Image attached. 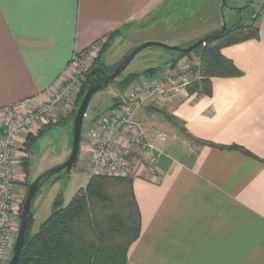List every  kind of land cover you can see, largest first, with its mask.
<instances>
[{"label": "crops", "instance_id": "crops-1", "mask_svg": "<svg viewBox=\"0 0 264 264\" xmlns=\"http://www.w3.org/2000/svg\"><path fill=\"white\" fill-rule=\"evenodd\" d=\"M190 1L0 0V114L14 108L23 116L46 105L74 74V56L93 58V64L103 43L110 40L111 47L126 29L151 36H142L143 44L187 48L217 33L224 21L230 26L239 16L247 20L251 11L261 12L258 40L222 50L240 77L213 79L211 96L190 92L189 85L163 106L172 121L159 109H138L144 127L163 132L167 141L157 142L160 180L148 179L144 167L137 166L133 193L141 231L126 264H264V0H227L223 17V0H202L198 8L207 10L195 30L206 26L210 31L175 34L174 24L188 14ZM245 6L252 10L239 14L234 9ZM63 118L65 126L72 121L67 113ZM95 123L83 129L80 153L90 154L86 132ZM70 132H63V159L57 164L70 155ZM38 133L33 128L22 135L14 160L28 158L30 164L28 148L37 138L30 142L28 136ZM210 144L239 146L259 159ZM15 167L21 198L29 173Z\"/></svg>", "mask_w": 264, "mask_h": 264}, {"label": "trees", "instance_id": "trees-1", "mask_svg": "<svg viewBox=\"0 0 264 264\" xmlns=\"http://www.w3.org/2000/svg\"><path fill=\"white\" fill-rule=\"evenodd\" d=\"M221 7L223 17L224 10L228 8L227 0L225 3L221 2ZM251 7L234 9L240 14L242 11H251ZM261 16V12L253 10L249 19L246 20L244 16H239L238 20L228 26L223 34L208 39L193 51L186 54L176 52L178 56L176 60L170 61L171 67H174L178 60L188 56H194L198 61L195 71L198 72L201 79L190 84L188 87L190 92L211 96L213 79L234 78L242 75L234 62L222 54V50L250 40H258ZM109 47L110 40L94 60L90 71L94 68H103L106 71L104 64H100V61ZM153 72L154 69L145 71L146 74ZM137 76L139 73L129 74L121 82V88L126 89ZM88 89L89 83L86 78L81 97L85 96ZM160 114L172 121V118L168 117L166 113L160 112ZM75 115L76 111L70 114L72 121L75 119ZM41 134L39 132L36 136H28L29 141L32 142L41 137ZM185 137L194 140L187 133ZM210 145L220 150H237L247 156L259 159L239 146ZM26 160L28 158L23 159L22 167L27 173L29 163ZM61 174L56 175L53 179ZM90 178L87 188L79 190L67 206L64 205L63 198L58 196L53 203L50 215L39 225L37 231H33L35 222V218H33L25 235L18 264L127 263L129 248L139 238L141 231V216L133 193V178L100 176ZM114 190L115 193L118 192L117 196L112 194ZM21 210L20 206V214Z\"/></svg>", "mask_w": 264, "mask_h": 264}, {"label": "built area", "instance_id": "built-area-1", "mask_svg": "<svg viewBox=\"0 0 264 264\" xmlns=\"http://www.w3.org/2000/svg\"><path fill=\"white\" fill-rule=\"evenodd\" d=\"M98 47L94 46L93 49L98 50ZM83 62L81 55L74 56L73 63L76 66ZM190 68L191 64L188 63L180 66L183 72ZM89 72V68L77 72L76 67L71 76L72 81L65 86L63 84L64 88L62 86L59 93H54L46 105L36 110L19 116L16 109L7 108L0 114V264H6L13 254L16 242L13 232L20 225L14 222L19 218L16 212L15 165L20 166L19 159L14 160V153L20 145V138L32 130L35 124L51 115L63 102H68L69 95L86 80ZM200 79L198 75L197 80ZM192 82L191 75L184 76L178 85L171 80V84H165L153 79L143 89L130 92L118 107L101 115L87 131L91 148L86 165L89 176L134 178L138 174L137 166H143L148 179L160 180L161 174L157 168L161 150L157 142H166L167 135L159 130L148 131L137 119V107L152 99L153 106L161 108Z\"/></svg>", "mask_w": 264, "mask_h": 264}, {"label": "rangeland", "instance_id": "rangeland-1", "mask_svg": "<svg viewBox=\"0 0 264 264\" xmlns=\"http://www.w3.org/2000/svg\"><path fill=\"white\" fill-rule=\"evenodd\" d=\"M200 1L202 0H193V1L191 0L190 2H187L188 9L190 10L188 11V14L184 13L183 16L184 19H182L181 22H177V24L175 22L174 24L175 34H179L180 32L182 33V31L184 32L185 30L190 29L192 31L190 32V35L193 34L195 35L200 31H202L204 27H206L203 26V28H199L198 30H195L200 25H202L201 22H204L203 13L205 10H207V9L198 8L200 7L199 6ZM205 13H209V12H205ZM205 30L206 31H204L203 34L210 31L209 28L207 27L205 28ZM147 35L148 34L144 32L142 35L138 36L136 32L133 31L132 29H126L122 32V34L118 35L115 42L110 47V50L103 56L102 60L100 61V64L101 63L104 64L107 74L112 75L116 71L115 69L118 68V65L121 64L125 60V58L129 54H131L137 47L143 44L139 42L140 41L139 39H142V36H144L145 38L147 37ZM148 42H157V41H148ZM177 56L178 54L176 52L169 51L161 47H148L142 50L132 60L128 68L117 79H115L111 85L99 91L93 97L85 117L83 129L86 128L88 122H93L95 120H98V118L101 115H103L110 109L114 107H118L120 104L124 102V100L126 99L127 95L130 92L137 91V89H143V87L149 85L150 81H152L153 79L160 80L165 84L169 83V81L171 80L172 82L178 85L182 83V78L184 76L191 75V80L193 82L197 81V77L199 75L198 72L195 71V66L198 64L197 59L194 56H188L178 60L175 66L171 67L170 61L176 60ZM91 60H93V58ZM91 60L84 61L83 64L77 65L76 66L77 72L81 71V69L83 68H89L90 70L93 66ZM185 63L191 64V68L187 72H183L180 69V66H182ZM151 67L152 69H154V72L151 74H146L145 71ZM132 73H139V76H137V78L133 82L135 84L129 85L128 87H126V89L124 88L125 89L124 90L123 88H121V82L129 74ZM151 77L153 79H151ZM70 79L68 82L64 83V86L69 84L73 78L71 80ZM83 83L84 82H81L79 87L76 88V90H74V92L69 95V98L71 97V99L67 98L68 102L66 101L63 102V104L59 106V108L56 109L51 115L45 117L42 122L39 121L40 123L37 122L38 124L34 125L33 127L34 130L42 134L41 137L37 138L34 142L30 143L28 148L29 150L28 155L30 161L29 169H28L29 175L28 178H26V183L24 188L25 192L21 196V198H19V195H17L16 192V201L18 202V200H20L19 204H17L18 207L20 206L23 207L29 186L32 182H34L45 171L58 167V165L60 166L64 163V162L63 163L60 162L61 164H57L59 163V161H61V159H63L61 158V153L64 147V142L66 140L63 133L65 128L66 130L68 129V131H71L70 132L71 136L69 139V143H70L69 151L71 153L74 120L70 121L65 126L63 117L68 110L70 111L68 113L69 115L72 114L73 112L75 113V111L77 113L79 105L82 99L84 98V95H82L81 97ZM60 89L58 90V92H56V94L59 93ZM115 90H118L117 95H119V97H117L116 99H112ZM153 104L154 103L152 102V99H148L143 104H140L139 107L137 108L138 109L150 108L152 110H157V111L161 110V112L164 111L165 109L164 107L161 108L154 107ZM108 105H112L113 107L112 106L108 107ZM106 107L108 108L105 109ZM38 126H40L41 131L35 129ZM45 126H50V128L47 131H43ZM89 157L90 154L83 151L82 153H80V158L78 159V162L72 168V171L69 174L62 173L56 179L51 178L41 186L40 190L38 191L32 202V211L34 213V218H35L33 231H37L39 225L43 221H45L46 218L50 215L52 211L53 203L58 196H61L63 198V203L65 206H67L79 190L87 188L89 181L91 179L86 169V165H87V161L89 160ZM20 159L18 161L20 162V166L22 167L23 158ZM15 180H16V171H15ZM112 194L117 196L118 192L115 193L114 190L112 191ZM16 212L19 215V218L13 221L15 223L16 222L20 223L21 214L19 213V209L18 210L16 209ZM18 227L17 229L15 228V231L13 232V237L15 238V240L18 234ZM11 258L12 255L9 258V260L6 262V264L10 262Z\"/></svg>", "mask_w": 264, "mask_h": 264}, {"label": "water", "instance_id": "water-1", "mask_svg": "<svg viewBox=\"0 0 264 264\" xmlns=\"http://www.w3.org/2000/svg\"><path fill=\"white\" fill-rule=\"evenodd\" d=\"M225 3V0H223ZM228 29L227 23L224 21L223 27L215 34L199 40L193 45L187 48H180L176 46H168L159 42H147L137 47L131 54H129L125 60L116 68L115 72L112 75H108L107 72L103 68H94L92 69L88 75V83L89 89L82 99L77 113L75 115V119L73 122V132H72V149L68 159L60 166L52 168L50 170L42 173L34 182H32L29 186L25 202L22 207L21 212V221L18 229V234L16 237V242L13 248V254L10 262L8 264H18L22 249L24 246L25 235L28 230V227L31 221L34 218V213L32 212V202L41 186L49 179L55 177L60 173L69 174L72 171V168L76 165L79 159L80 153V145L81 138L83 133V126L85 117L89 108V105L93 99V97L105 87H107L112 81L118 78L130 65L132 60L144 49L148 47H161L169 51L178 52L180 54H186L193 51L198 46L204 44L208 39L216 38L217 36L223 34Z\"/></svg>", "mask_w": 264, "mask_h": 264}]
</instances>
